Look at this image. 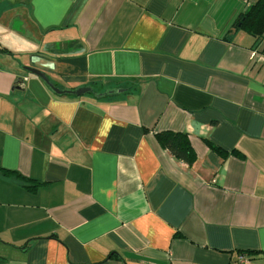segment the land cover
I'll return each instance as SVG.
<instances>
[{
	"label": "crops",
	"instance_id": "0c3cea01",
	"mask_svg": "<svg viewBox=\"0 0 264 264\" xmlns=\"http://www.w3.org/2000/svg\"><path fill=\"white\" fill-rule=\"evenodd\" d=\"M254 1L0 0V264H264Z\"/></svg>",
	"mask_w": 264,
	"mask_h": 264
},
{
	"label": "trees",
	"instance_id": "16d2710c",
	"mask_svg": "<svg viewBox=\"0 0 264 264\" xmlns=\"http://www.w3.org/2000/svg\"><path fill=\"white\" fill-rule=\"evenodd\" d=\"M232 27L247 31L256 40L264 38V0H255L246 11L240 13ZM157 142L167 149L176 159L191 165L196 160V153L187 133L176 131H161L155 135ZM3 176H14L22 181L28 189L34 190L33 179L22 176L17 171L0 167Z\"/></svg>",
	"mask_w": 264,
	"mask_h": 264
},
{
	"label": "water",
	"instance_id": "95a60500",
	"mask_svg": "<svg viewBox=\"0 0 264 264\" xmlns=\"http://www.w3.org/2000/svg\"><path fill=\"white\" fill-rule=\"evenodd\" d=\"M22 69L40 78L45 83V85L57 95L82 96L86 93H93L95 96L102 97L105 95L123 92V89H109L102 93H94L92 86H82L75 89H60L49 79L47 74L42 70L30 66H22ZM22 82H23V77H18L15 81V85H16L15 87L18 88L17 85L21 84Z\"/></svg>",
	"mask_w": 264,
	"mask_h": 264
},
{
	"label": "built area",
	"instance_id": "2783aa9c",
	"mask_svg": "<svg viewBox=\"0 0 264 264\" xmlns=\"http://www.w3.org/2000/svg\"><path fill=\"white\" fill-rule=\"evenodd\" d=\"M239 259H240V261H246V259H245V257H244L243 255H241V256L239 257Z\"/></svg>",
	"mask_w": 264,
	"mask_h": 264
}]
</instances>
